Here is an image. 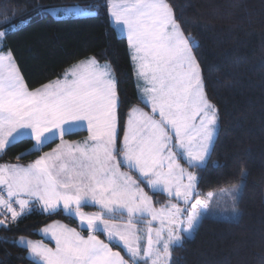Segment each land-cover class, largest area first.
Returning <instances> with one entry per match:
<instances>
[{
    "label": "snow or ice",
    "instance_id": "obj_1",
    "mask_svg": "<svg viewBox=\"0 0 264 264\" xmlns=\"http://www.w3.org/2000/svg\"><path fill=\"white\" fill-rule=\"evenodd\" d=\"M108 4L113 25L127 35L137 75L147 85L142 102L151 109L130 110L122 143L109 65L88 57L66 69L62 79L29 90L12 52L0 49V152L23 137L34 139L36 149L61 141L27 166L0 165V226L9 228L39 206L78 217L89 233L84 237L64 225L45 228L54 249L21 237L33 264H172L173 249L196 231L215 195L201 196L198 177L188 170L206 166L218 126L193 54L198 43L185 36L166 0ZM6 35L0 31V39ZM85 127L86 140H64ZM244 175L242 170V182ZM141 183L177 203L157 209ZM86 205L100 211L86 214ZM125 214L127 220L117 222ZM145 221L142 233L137 225ZM110 244L122 246L129 259Z\"/></svg>",
    "mask_w": 264,
    "mask_h": 264
},
{
    "label": "trees",
    "instance_id": "obj_2",
    "mask_svg": "<svg viewBox=\"0 0 264 264\" xmlns=\"http://www.w3.org/2000/svg\"><path fill=\"white\" fill-rule=\"evenodd\" d=\"M166 2L185 36L198 43L193 54L205 94L218 112L217 135L206 166L188 169L198 177L197 192L204 196L239 184L241 171L245 173L238 219L204 215L192 236L173 249L172 264H264V0ZM69 5L90 14L54 17L49 12ZM0 31L7 33L3 49L12 52L30 90L61 78L67 68L88 57L108 63L119 99L118 143L129 111L136 106L149 111L137 92L128 42L110 21L108 0H0ZM86 135L79 130L64 138L75 141ZM57 143L35 149L34 139L21 138L0 152V165L31 164ZM180 163L188 168L185 161ZM131 175L138 179L135 172ZM141 187L155 207L175 202L143 183ZM123 220L125 215L117 218ZM55 221L88 233L62 209L49 214L36 206L9 228L0 226V264H33L18 238L50 244L38 231ZM111 246L122 252L120 246Z\"/></svg>",
    "mask_w": 264,
    "mask_h": 264
},
{
    "label": "rangeland",
    "instance_id": "obj_3",
    "mask_svg": "<svg viewBox=\"0 0 264 264\" xmlns=\"http://www.w3.org/2000/svg\"><path fill=\"white\" fill-rule=\"evenodd\" d=\"M49 12H50V14L51 15H53L54 17H69V16H80V15H86V14H90L89 12H87L86 13V11H84V10H82L79 6H71V5H69V6H64V7H53V8H50L49 9ZM109 17H110V13H109ZM111 18V17H110ZM112 20V19H111ZM118 31V30H117ZM6 32V31H5ZM119 32V34H121V35H123V36H126L127 37V35H126V33H122V32H120V31H118ZM0 44H1V39H0ZM78 63V62H77ZM77 63H75V64H77ZM74 65V64H73ZM107 65H108V63H107ZM110 66V65H109ZM70 68V67H69ZM57 80V79H56ZM56 80H53V81H56ZM50 82H52V81H50ZM50 82H48V83H50ZM142 95L144 96V93H142ZM137 107V106H136ZM147 112V111H146ZM128 117V116H127ZM128 119H129V117H128ZM128 119H127V121H126V123H125V131H126V128H127V122H128ZM85 129V130H84ZM84 129H82V130H84V131H87L86 130V127L84 128ZM78 131V130H77ZM125 131H124V133H125ZM88 132V131H87ZM86 132V133H87ZM124 136V135H123ZM87 138H86V136L85 137H83L82 139H78V140H75V141H69V140H67L66 138H64V140L65 141H68V142H82V141H84V140H86ZM55 140H58L59 141V139L57 138V139H55ZM122 140H123V138H122ZM61 142V141H60ZM46 143H48V142H46ZM45 143V144H46ZM121 143H122V141H121ZM60 144V143H59ZM43 146V145H42ZM56 146V145H55ZM41 147V146H40ZM39 147V148H40ZM36 149V148H35ZM53 150V149H52ZM49 152H51V150L50 151H48V152H45V153H49ZM29 165V164H28ZM24 166H27V165H24ZM183 166V165H182ZM184 167V166H183ZM123 171H127V170H125V169H122ZM190 171V170H189ZM237 187H239V191L238 192H235L234 191V189H236ZM241 187H242V181L239 183V184H236V185H233V186H231V187H228V188H225V189H227L228 191H221V190H219V191H216L214 194V198H213V201H212V203H211V205H210V209L205 213V215L207 216V217H210V218H215V219H225V220H232V221H234V220H237L238 219V217H239V214H240V210H239V207H238V200H239V197H240V190H241ZM151 190V189H150ZM162 193H164L165 195H167L168 196V194L167 193H165V192H162ZM233 196H235V201L233 200ZM169 197V196H168ZM170 198H174V197H170ZM175 199V198H174ZM169 203H177V200L175 199V202H168L167 204H169ZM166 204V205H167ZM166 205H163V206H159V207H156L157 209H159V208H161V207H164V206H166ZM86 206H93V205H86ZM181 206L183 207L184 205L183 204H181ZM96 208H97V210H92V211H87V210H84L83 208H82V211H84L86 214H93V213H96V212H98V211H100V209H99V207L98 206H95ZM65 212V211H64ZM66 213V212H65ZM66 214H68V213H66ZM68 215H70V214H68ZM70 216H72V215H70ZM72 217H74V216H72ZM125 217H126V220H127V215L125 214ZM76 220H77V222H78V224H79V226H80V228H82V226H81V224H80V221H79V218L78 217H74ZM117 222H122V221H117ZM53 226H55V225H50V226H48V228H50V227H53ZM159 225H158V223H154L153 224V227H158ZM137 227H139L141 230H142V233L143 232H146V221H145V223L144 224H138L137 225ZM45 228H47V227H43L42 228V230H40L39 229V231H38V233H39V235L41 236H43L44 238H46V239H49V238H52V233H51V231L50 232H48L47 234H45L44 233V231H43V229H45ZM83 229V228H82ZM96 235H97V237L99 238V239H101V240H103L104 241V239H103V237L105 238V240L106 241H104L105 243H108V240H107V237L105 236V235H103V234H101V233H96ZM20 238L21 237H19L18 238V240H17V242H18V244L19 245H21V246H23L22 244H20L19 243V240H20ZM24 238H26L27 240H31V241H34L35 242V240H33V239H31V238H28V237H24ZM110 247H112L111 246V244H110ZM120 248L122 249V252L126 255V257L122 254V252H120L118 249H114V248H112L113 249V251H118V252H120V254H121V256H123L126 260H128L129 259V256H128V254H127V252H126V250L122 247V246H120ZM28 256H29V254H28ZM31 258V257H30ZM130 264H131V262H130Z\"/></svg>",
    "mask_w": 264,
    "mask_h": 264
},
{
    "label": "crops",
    "instance_id": "obj_4",
    "mask_svg": "<svg viewBox=\"0 0 264 264\" xmlns=\"http://www.w3.org/2000/svg\"><path fill=\"white\" fill-rule=\"evenodd\" d=\"M74 6H78V5H74ZM88 11H86V13H87ZM110 21H111V23H112V20H111V18H110ZM112 25H113V23H112ZM114 26V25H113ZM115 27V26H114ZM116 29V28H115ZM117 30V29H116ZM118 32V31H117ZM118 34H119V32H118ZM121 35V34H120ZM121 36H123V35H121ZM124 38H126V40H127V42H128V39H127V37L126 36H123ZM3 45H4V38L3 39H1V44H0V49H2L3 51H5L4 49H3ZM128 48H129V53H130V57H131V62H132V65H133V71H134V77H135V81H136V86H137V92H138V95H139V97H140V99H141V101H142V97H143V95H142V93H143V89L145 88V87H147V85H146V83H145V81L143 80V79H141L138 75H137V65H136V62H134L133 61V59H132V50H131V48H130V46H129V43H128ZM101 65H104V64H107V63H100ZM75 65V64H74ZM73 65H71L70 66V68L72 67ZM67 69H69V68H67ZM112 72V71H111ZM64 75V74H63ZM112 75H113V73H112ZM113 77H114V75H113ZM63 78V76L61 77V78H59V79H62ZM115 79V78H114ZM58 80V79H57ZM53 82V81H52ZM30 90V89H29ZM145 104V103H144ZM136 108H139V109H141V110H143V111H145L146 112V110H144L143 108H141V107H139V106H137ZM148 108H149V111H147V112H149V113H151V109H150V107L148 106ZM129 113H130V111H129ZM128 117H129V114H128ZM128 117H127V119H128ZM158 118V117H157ZM79 130H82V129H79ZM78 130V131H79ZM85 130V129H84ZM87 132V131H86ZM88 135H89V133L87 132V135H86V138L88 137ZM23 138H30V137H23ZM35 141V140H34ZM59 143H60V140L58 141V143L56 144V146L53 148V149H55V148H57V146L59 145ZM52 151V150H51ZM45 153H43L41 156H43ZM40 156V157H41ZM39 157V158H40ZM38 158V159H39ZM152 191V190H151ZM162 193V192H161ZM164 194V193H163ZM167 196V195H166ZM50 225H55V226H58V225H64V226H66V227H68V228H72V227H70V226H68V225H66V224H64V223H62V222H59V221H55V222H52V223H50L49 225H47V226H45V227H47L48 228V226H50ZM74 229V228H73ZM40 230H42V228L40 229ZM77 232H79L78 230H76ZM80 233V232H79ZM81 234V233H80ZM82 236H84V237H87L88 235H89V233H87L86 235H83V234H81ZM41 237L43 238V239H46V238H44L42 235H41ZM49 242H50V244H48V243H45V242H43V241H41V240H35V242H40V243H42V244H44L45 246H47V247H50V248H55L56 247V242H55V240L53 239V238H49V239H47ZM29 258H30V256H29ZM30 259H32V258H30Z\"/></svg>",
    "mask_w": 264,
    "mask_h": 264
}]
</instances>
